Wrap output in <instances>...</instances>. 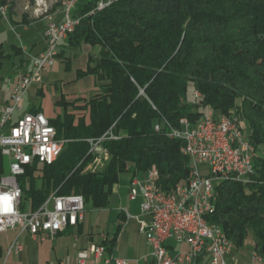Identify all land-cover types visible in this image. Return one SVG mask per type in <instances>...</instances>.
Wrapping results in <instances>:
<instances>
[{
  "label": "trees",
  "instance_id": "16d2710c",
  "mask_svg": "<svg viewBox=\"0 0 264 264\" xmlns=\"http://www.w3.org/2000/svg\"><path fill=\"white\" fill-rule=\"evenodd\" d=\"M97 2L77 0L72 16L79 23L61 44L99 50L77 70V79L93 76L96 89L56 103L64 113L50 123L63 149L53 164L34 162L19 178L22 210H39L52 194L82 195L86 205L107 209L122 173L152 168L162 189L172 190L188 178L190 160L184 141L169 131L212 108L239 120L255 147L256 172L220 183L206 219L234 250L252 232L253 250L264 258V0H116L103 10ZM8 3L0 0V7ZM108 132L118 139L103 143L108 154L97 167L88 140ZM122 228L100 243L109 254Z\"/></svg>",
  "mask_w": 264,
  "mask_h": 264
},
{
  "label": "built area",
  "instance_id": "2783aa9c",
  "mask_svg": "<svg viewBox=\"0 0 264 264\" xmlns=\"http://www.w3.org/2000/svg\"><path fill=\"white\" fill-rule=\"evenodd\" d=\"M46 0H36L41 6ZM116 0H98L97 10L111 6ZM77 0H64V18L52 21L45 34V47L30 57L31 68L22 76L21 82L12 91V103L0 98V156L10 159L9 169L0 174V234L18 231L27 232L37 242L54 239L68 228H76L85 221L86 203L82 195L58 196L52 194L37 211L28 207L22 210L23 190L19 178L34 162L53 164L62 152L64 141L56 139V128L43 113H25L16 122L14 114L21 110L22 97L35 84H42L47 73L55 65L61 44L75 30L79 20L72 11ZM0 17H8V5L0 7ZM197 99L201 94L195 93ZM180 128H171L169 135L181 139L184 156L190 160L188 178L170 191L158 184L159 172L152 168L146 178L134 177L129 186V200H140L142 215L149 217L139 225L146 235L150 248L145 259L152 264H199L210 259L211 264H228L227 257L234 252L233 243L221 228L210 224L206 217L214 212L216 187L221 178L247 181L256 172L255 147L246 135L237 118L217 115L212 108L204 111L202 119L192 123L187 117L180 120ZM156 131L160 125L155 126ZM118 137L108 132L98 140H88L90 153L100 161L108 154L103 146L106 140ZM226 156L230 174H222L218 157ZM203 169L206 170L203 172ZM127 219L132 218L123 210ZM106 239L107 235L102 234ZM179 245L176 250L169 244ZM187 247L188 250H185ZM23 246L18 239L9 252L20 254ZM129 264L107 252L104 245L91 244L78 252L76 264ZM248 264H264L261 254L253 250Z\"/></svg>",
  "mask_w": 264,
  "mask_h": 264
},
{
  "label": "crops",
  "instance_id": "0c3cea01",
  "mask_svg": "<svg viewBox=\"0 0 264 264\" xmlns=\"http://www.w3.org/2000/svg\"><path fill=\"white\" fill-rule=\"evenodd\" d=\"M33 1L31 2L33 4L31 14L23 13L20 15L18 11L13 10V7L9 8L8 6L7 19L0 17V98L4 103H12L11 95L13 89L20 84L23 74L31 68L30 57L37 55L44 49L45 34L50 19L60 22L64 18L63 5L53 8L52 1L46 0L48 12L41 14L36 0ZM40 30L43 31L41 39L37 33ZM20 31L26 34L25 40H23ZM18 47L22 49L21 53H19ZM98 51V49H93L88 45H83L79 48L60 46V55L55 65L47 73L42 84L33 85L23 95L21 110L14 114L13 122H16L25 113L35 112L43 113L50 120L56 119L64 113V109L56 105L63 96L67 100L72 101L77 98H84L88 93L94 91L96 89L95 78L88 76L77 79V70H85L88 65L89 55H97ZM9 61L12 63L10 68L8 67ZM60 74L62 76L58 78ZM52 78H54L55 82L53 85L50 84ZM47 97L50 99L49 103L45 101ZM51 103L54 104V111L55 109H60V113L56 116L50 111L49 106ZM133 177L130 179L127 188L128 195L130 182ZM136 177L144 180L146 173L143 176L137 175ZM116 186H114L111 196V199L113 196H116L114 200L118 202V205L113 209L116 214L112 215V225L117 223L119 226L122 223L123 228L119 234L112 256L118 259H125L129 264H152L150 260L145 259L150 251L146 235L142 234L138 223L133 224L130 221L134 219L133 217L127 219L123 210H127L131 216L133 215L127 207H124L121 188ZM138 208L140 209V200ZM139 218L141 217L139 216ZM142 219V221H148L149 217L143 215ZM114 233L105 231L104 229L94 232L92 227L86 225V218L78 227L68 228L65 232L56 236V238L43 242L32 240L27 232L19 236L18 231H8L0 234V264H76L77 255L81 249L87 248L91 244H100L104 240L102 234L111 237ZM132 234L137 236V242L135 241L131 245L133 252L120 251L122 243L126 242ZM16 239L23 246L20 254H16L13 251L9 252ZM254 244L255 241L248 247L245 245L241 249L234 250L232 255L227 257L228 264H248ZM168 246L176 250L180 248L179 245L173 243ZM184 249L188 250L187 247H184ZM199 264H211V262L207 258L201 260Z\"/></svg>",
  "mask_w": 264,
  "mask_h": 264
},
{
  "label": "rangeland",
  "instance_id": "374dc122",
  "mask_svg": "<svg viewBox=\"0 0 264 264\" xmlns=\"http://www.w3.org/2000/svg\"><path fill=\"white\" fill-rule=\"evenodd\" d=\"M8 1H9V3H8L9 8L13 7V10L18 11V13L20 15H22L23 13L24 14L30 13L32 11V6H33V4L31 2H34L33 0H8ZM51 1H52V3H51L52 6H54L53 8H55V7H59L60 5H62L63 0H51ZM46 8H47L46 4L42 5L40 13L43 14V12L46 10ZM47 10H48V8H47ZM44 25H45V23H44ZM20 33L23 36V40H25L26 34L22 31H20ZM37 33L40 35V39H41L42 35H43V31L40 30ZM18 44H20V43H18ZM8 48H10V47H8ZM11 66H12V63H11V61H9L8 67L10 68ZM62 74H60V76H58V78L59 77L61 78ZM53 79L54 78H52V80L50 81L51 85H53L55 83ZM48 83H49V81H48ZM49 95L51 96V94H49ZM45 101H46V103H49L50 99L47 97V98H45ZM49 108H50V111L52 112V114L54 116H56V115H58V113H60V109H55V111H54V104H52V103L50 104ZM51 112H49V113L51 114ZM104 157L105 156H103L101 158V160L97 163L98 164L97 167H99L100 162H103ZM9 165H10V159L7 157L5 159L6 170L9 169ZM205 171L206 170L203 169V172H205ZM144 174L145 173H140V174H138V176H143ZM132 177H133V174L130 172L122 173L120 176L119 183L117 184L116 187L119 186V188H121V195L123 197V201H124V205H125L124 207H127L130 210L131 214L133 215L132 217L134 219H132L130 221L133 222V224H135V223L139 224V220L137 218H139V216H140L141 217L140 220H143L142 219L143 215H142L140 209L138 208L139 200L132 202L129 200V197H128V189L127 188L129 185V181ZM115 197L113 196V198L111 199L110 207H108L105 210H96L92 207L91 204L86 205V211H85L86 225L89 227H92L94 232L100 231V229L101 230L104 229L105 231H110L111 233H114L117 231V226H118L117 223L115 225H112L113 224L112 223V215L116 214V212L113 209L118 205L117 204L118 202H116L114 200ZM115 221H117V220L115 219ZM139 228H140V225H139ZM140 231H141V229H140ZM142 234H143V232H142ZM135 241L137 242V236H135L134 234L130 235L128 237V240L126 242L122 243V245L120 246V251L132 253L133 250L131 248V245ZM252 242H254V234L252 232H250L249 236L247 238V243H246L247 247L249 245H251Z\"/></svg>",
  "mask_w": 264,
  "mask_h": 264
},
{
  "label": "bare ground",
  "instance_id": "6f19581e",
  "mask_svg": "<svg viewBox=\"0 0 264 264\" xmlns=\"http://www.w3.org/2000/svg\"><path fill=\"white\" fill-rule=\"evenodd\" d=\"M45 12L47 13L48 10L46 9L43 13H45ZM225 165H226V156H219L218 157V166H221V173L222 174H230V167L225 166ZM227 180H229V178H221L220 183L225 182Z\"/></svg>",
  "mask_w": 264,
  "mask_h": 264
}]
</instances>
